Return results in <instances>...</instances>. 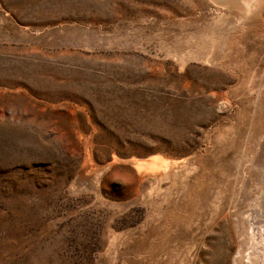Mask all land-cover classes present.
Returning <instances> with one entry per match:
<instances>
[{
    "label": "rangeland",
    "instance_id": "374dc122",
    "mask_svg": "<svg viewBox=\"0 0 264 264\" xmlns=\"http://www.w3.org/2000/svg\"><path fill=\"white\" fill-rule=\"evenodd\" d=\"M0 264H264V0H0Z\"/></svg>",
    "mask_w": 264,
    "mask_h": 264
},
{
    "label": "bare ground",
    "instance_id": "6f19581e",
    "mask_svg": "<svg viewBox=\"0 0 264 264\" xmlns=\"http://www.w3.org/2000/svg\"><path fill=\"white\" fill-rule=\"evenodd\" d=\"M166 163L164 161H160V160L157 161L155 159V160H152V163L150 165H145L144 163H135V167L136 168H142V167L150 166V168H152L153 170L157 171L159 168H166L167 167V164Z\"/></svg>",
    "mask_w": 264,
    "mask_h": 264
}]
</instances>
